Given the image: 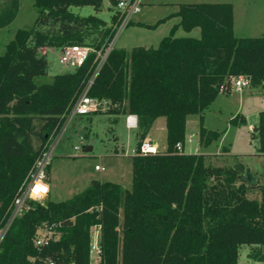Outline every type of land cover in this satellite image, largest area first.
<instances>
[{"label": "trees", "instance_id": "trees-1", "mask_svg": "<svg viewBox=\"0 0 264 264\" xmlns=\"http://www.w3.org/2000/svg\"><path fill=\"white\" fill-rule=\"evenodd\" d=\"M103 1L35 0V22L18 29L0 54V228L94 65L92 53L75 70L39 82L49 70L41 49L100 48L117 22L116 10L108 24L71 7L100 10ZM110 1L116 7L119 0ZM19 5L20 0H0V28L16 17ZM171 15L180 21L156 47L114 48L89 91L107 100L104 112L114 120L128 113L138 118L132 188L93 179L66 200L31 201L0 244V264H91L94 227L100 230L99 264H239L243 244L261 247L253 255L264 263V169L250 185L242 179L243 162L215 165L207 153H187L183 147L187 116L198 113L203 120L219 93L231 91V76L246 75L251 86L264 85V34L237 36L231 2L182 3ZM170 16L139 23L155 27ZM180 26L199 27L201 36H175ZM93 32L100 38L90 42ZM159 117L165 118L166 148L142 153ZM231 120L238 124L246 118L239 113ZM256 127L264 156V110ZM220 135L201 124V144ZM253 187L261 199L248 196ZM46 226L57 237L38 244Z\"/></svg>", "mask_w": 264, "mask_h": 264}, {"label": "rangeland", "instance_id": "rangeland-1", "mask_svg": "<svg viewBox=\"0 0 264 264\" xmlns=\"http://www.w3.org/2000/svg\"><path fill=\"white\" fill-rule=\"evenodd\" d=\"M188 2H231L234 5V30L237 36L256 37L264 34V0H144L141 11L121 32L116 42L117 47L127 49L136 45L156 47L164 36L171 33L172 25L180 21L179 16L171 14L179 9L180 4ZM113 7L110 0H104L100 10H95L92 5L72 6L71 10L82 16L95 14L110 24ZM37 13L35 0H20L16 17L10 24L0 28V54L4 53L6 43L15 36L18 29L33 25ZM167 16L170 17L155 27L139 23L141 20L155 24L160 18ZM174 35L200 37L201 31L199 27L187 31L180 26ZM95 37L99 39L100 33L93 32L87 39L91 42ZM46 56L49 61L48 74L38 77L39 82L51 81L55 73L67 70L60 62V47L48 49ZM230 89L229 93L223 91L219 93L204 111L203 120L198 113L187 116L184 151L206 152L208 162L220 166H231L241 161L246 165V171L250 169L257 179H261L264 156L259 151L260 140L256 126L259 123V114L264 110V85L257 87L249 85L241 90L235 87ZM239 113L246 121L240 120L237 124L231 117ZM164 121V117H159L149 133L150 140L155 137L157 148L160 150L166 148L165 123L163 126L159 125ZM201 124L220 132V137L207 145H200ZM137 132V127H127L122 117L114 120L104 111L74 118L56 146L50 167V192L47 198L54 201L71 198L86 189L93 179L117 182L131 189L132 155L136 153L139 140ZM190 138L193 140L190 141ZM88 147L92 149L86 150ZM96 165L100 169H96ZM248 196L261 199L262 194L259 188L253 187L249 190ZM92 235L91 264H99V227L93 228ZM259 248L261 247L243 244L240 248L239 264H264L253 255Z\"/></svg>", "mask_w": 264, "mask_h": 264}, {"label": "built area", "instance_id": "built-area-1", "mask_svg": "<svg viewBox=\"0 0 264 264\" xmlns=\"http://www.w3.org/2000/svg\"><path fill=\"white\" fill-rule=\"evenodd\" d=\"M143 1L144 0L118 1L115 7L116 13L118 15L117 22L114 24L110 36L100 48L83 44L66 45L61 48L60 62L71 71L85 64L90 55L95 53L92 73L82 92L72 103L68 111L63 114L62 124L51 136L49 143L32 168L21 192L16 197L7 222L2 228H0V244L13 221L18 216L23 214L25 210L30 208L31 201L45 203V201L48 199L47 197L50 192L49 170L52 164L54 152L57 144L61 140L64 132L71 124L73 119L77 116L90 115L92 113L105 111L107 109V100L91 96L89 91L95 79L99 75L102 67L108 60L111 52L117 47L116 42L121 32L133 21L136 14L141 11ZM230 85L232 88L235 87L237 90H241L243 87L250 85V80L246 75L231 76ZM126 121L130 128H136L138 126V118H132L131 114L127 116ZM192 140L193 139L190 138V141ZM178 146L181 147V144ZM140 149L142 153H155L159 150L157 148L156 142L151 140H144ZM96 169H100V167L96 165ZM54 233L55 231L53 229L46 226L39 231L37 243L42 244L52 237H57V234Z\"/></svg>", "mask_w": 264, "mask_h": 264}, {"label": "crops", "instance_id": "crops-1", "mask_svg": "<svg viewBox=\"0 0 264 264\" xmlns=\"http://www.w3.org/2000/svg\"><path fill=\"white\" fill-rule=\"evenodd\" d=\"M113 12H115V6L113 7ZM140 22H142L141 20H140ZM143 23H146V22H143ZM178 22H176V23H174L172 26H174L175 24H177ZM6 48V47H5ZM48 49H52V48H42L41 49V52H43V53H46L47 54V52H48ZM231 92V91H230ZM129 114H131V113H128V114H123V115H121L120 117H122V120H123V122H124V124L127 126V127H129L128 125H127V121H126V118H127V116L129 115ZM132 115V118L133 117H137L135 114H131ZM233 117H231V119H232ZM164 123H165V121L163 122V123H159V125L160 126H163L164 125ZM130 128V127H129ZM132 128H135V127H132ZM149 137H151V136H147V138H149ZM194 137V136H193ZM146 138V140H150V138L149 139H147ZM151 139H153V140H151V141H153V142H157V140L155 139V137H152ZM193 139V138H192ZM200 145H202L201 143H200ZM89 148V147H88ZM91 149H92V147H91ZM90 149V150H91ZM160 150V149H159ZM118 152V151H117ZM116 152V153H117ZM204 153H206V152H204ZM49 174H51V168H50V173ZM50 180H51V176H50V179H49V182H50Z\"/></svg>", "mask_w": 264, "mask_h": 264}, {"label": "water", "instance_id": "water-1", "mask_svg": "<svg viewBox=\"0 0 264 264\" xmlns=\"http://www.w3.org/2000/svg\"><path fill=\"white\" fill-rule=\"evenodd\" d=\"M90 149H91V147L87 148L86 150H90ZM242 179L250 185H256L257 184V178L251 173L250 169H247V171L243 175Z\"/></svg>", "mask_w": 264, "mask_h": 264}]
</instances>
